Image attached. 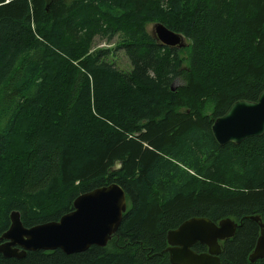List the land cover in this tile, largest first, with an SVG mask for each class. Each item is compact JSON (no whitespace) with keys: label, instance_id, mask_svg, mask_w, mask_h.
<instances>
[{"label":"trees","instance_id":"trees-1","mask_svg":"<svg viewBox=\"0 0 264 264\" xmlns=\"http://www.w3.org/2000/svg\"><path fill=\"white\" fill-rule=\"evenodd\" d=\"M156 22L187 46L156 42ZM114 39L128 69L95 48ZM263 89L264 0H0V235L11 211L25 227L55 221L111 183L130 204L106 247L0 264H170L167 232L194 217L239 224L221 264H264L249 262L264 135L220 146L210 130Z\"/></svg>","mask_w":264,"mask_h":264},{"label":"water","instance_id":"water-1","mask_svg":"<svg viewBox=\"0 0 264 264\" xmlns=\"http://www.w3.org/2000/svg\"><path fill=\"white\" fill-rule=\"evenodd\" d=\"M151 36L160 44L184 46L183 36L154 23ZM211 134L220 146L241 144L244 140L264 135V89L256 101L237 100L228 110L217 117L210 126ZM120 168L116 161L109 173ZM73 210L58 221H47L26 228L17 211L9 215L10 225L0 235V254L5 258L22 259L27 252L36 250H60L65 255L81 253L91 246L105 247L115 235L122 214L126 211L125 193L111 183L78 195L72 202ZM250 220L257 223L259 235L249 262L264 257V222L258 217ZM238 224L229 218L217 223L207 218L194 217L184 221L177 229L167 232L170 264H221L218 241L233 237ZM206 247V252L193 250L196 245Z\"/></svg>","mask_w":264,"mask_h":264},{"label":"rangeland","instance_id":"rangeland-1","mask_svg":"<svg viewBox=\"0 0 264 264\" xmlns=\"http://www.w3.org/2000/svg\"><path fill=\"white\" fill-rule=\"evenodd\" d=\"M151 24H148L146 26L147 32L150 34V36H151V31H150L151 30V26H150ZM183 43L187 45L188 41L186 39H183ZM95 48L96 49H109L111 51V56L107 58L108 62H109V60H112L114 58V60H112V61L115 63V65L118 66V68L124 69V70L129 68V65H128L129 59L124 54V51L120 50L117 47L116 39L112 40L111 43H107V42L101 41V40H96ZM181 57L184 58V53H181ZM173 83H174V87H176L178 85V81H175ZM128 208H130V204H128Z\"/></svg>","mask_w":264,"mask_h":264},{"label":"bare ground","instance_id":"bare-ground-1","mask_svg":"<svg viewBox=\"0 0 264 264\" xmlns=\"http://www.w3.org/2000/svg\"><path fill=\"white\" fill-rule=\"evenodd\" d=\"M179 44H181V43H177V44H175V45L164 44L163 46H166V47H169V48H177V49H182V48H184V47L187 46L186 44L182 43V44H184V46H182V47H178ZM213 139H214V138H213ZM215 142H216V141H215ZM176 229H177V228H176ZM167 247H168V244H167Z\"/></svg>","mask_w":264,"mask_h":264},{"label":"flooded vegetation","instance_id":"flooded-vegetation-1","mask_svg":"<svg viewBox=\"0 0 264 264\" xmlns=\"http://www.w3.org/2000/svg\"><path fill=\"white\" fill-rule=\"evenodd\" d=\"M260 219V218H259ZM261 220V219H260ZM262 222H264V220H261Z\"/></svg>","mask_w":264,"mask_h":264}]
</instances>
